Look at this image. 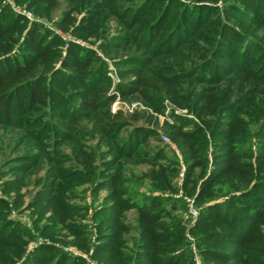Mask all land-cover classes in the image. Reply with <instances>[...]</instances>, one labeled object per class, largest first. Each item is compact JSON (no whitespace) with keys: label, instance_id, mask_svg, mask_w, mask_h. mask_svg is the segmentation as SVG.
I'll list each match as a JSON object with an SVG mask.
<instances>
[{"label":"trees","instance_id":"obj_1","mask_svg":"<svg viewBox=\"0 0 264 264\" xmlns=\"http://www.w3.org/2000/svg\"><path fill=\"white\" fill-rule=\"evenodd\" d=\"M26 1L46 16L62 3ZM64 2L55 24L101 39L104 50H130L115 62L126 68H118L122 80L109 93L106 62L95 49L0 4V126L19 129L47 166L26 201L21 183L37 160L17 156L26 162L23 174L0 182L2 191L16 192L19 211L44 206L41 231L61 242L71 236L87 250L88 207L58 189L59 181L80 179L101 198L93 247L100 262L197 264L178 214L184 199L173 196L182 191L198 207L189 230L200 264H264V0ZM114 19L117 31L102 36L101 24ZM117 97L146 109L113 112ZM166 101L193 117L171 112L169 119ZM160 131L181 152V163L167 145L153 143ZM96 136L97 144L89 143ZM66 141L76 144L72 156L60 151ZM132 163L146 167L133 179L125 174ZM135 177L151 190H141ZM7 202L0 197V206ZM131 210L135 235L126 223ZM7 215L0 210V264H86L56 245L28 250L30 231Z\"/></svg>","mask_w":264,"mask_h":264},{"label":"rangeland","instance_id":"obj_2","mask_svg":"<svg viewBox=\"0 0 264 264\" xmlns=\"http://www.w3.org/2000/svg\"><path fill=\"white\" fill-rule=\"evenodd\" d=\"M64 1L65 0H62L60 9L56 12L51 13L49 16L41 15L40 13L34 12L33 9L27 6L26 0H1L0 4L9 5L16 13L25 16L29 21L39 20L40 22L44 23L47 27L52 28L55 32L59 33L63 37V39L67 41L73 40L86 47L95 49L97 51V54L99 55L98 60L101 59L104 62H106L108 75L111 78L109 93H114L115 87L122 80L118 68H126L124 66L118 67V65L115 62L120 60V58L126 56L131 51L130 50L128 51L123 47L117 49L111 48L108 50H104L100 45L101 39L86 38L84 35L75 34L72 32V27L62 28L60 26H57L55 24V20L58 19L63 7H65L66 5ZM20 11L21 12L25 11L26 13L23 14ZM26 14H29V16H27ZM117 25H118L117 20L115 19L110 22L102 23L100 26V31L102 33V36H110L111 34L116 32ZM166 104H168L169 106L168 109L166 110V115H168L169 119H171V117L169 116L171 112L193 117V115L187 109L174 107L168 101H166ZM111 109L113 112L117 110H122L126 114H131L135 110L142 111L146 109V107L138 100L134 99L131 101H124L120 97H117L115 101L112 103ZM165 117H166L165 115H160L159 116L160 121L162 122L165 119ZM20 133L21 131L19 129L5 128L3 126H0V182H2L4 179L18 178L22 176L23 173H21L18 170L21 169L23 166H25L26 162L17 161V159L15 158L19 155L26 154V152L28 154L30 153L31 156H34L35 160L37 161L36 163H31L29 165L28 173L24 174L25 181L21 183L22 185L21 192L25 193L26 196L25 200L28 201L29 198L32 197L39 188L38 186L39 181L37 180L46 174L47 166L46 164L43 163L42 154H39L40 151H37L38 148L35 147L36 146L35 143L30 141V139L22 138L23 135H21ZM80 137L81 134L79 132H76V138H80ZM97 138L98 137L96 136L95 140L89 141V143L94 142V144H97ZM152 141L154 144L159 143L160 145H167L168 155L171 158L178 159L180 163L182 162L181 152L169 140L166 134L160 131V135L158 137L153 138ZM59 146H60L59 147L60 151H62L63 153H67V155L69 156L74 155L75 146H76L75 142L66 141L61 143ZM100 148L101 150L105 149L104 145H102ZM10 160H13V162L11 163ZM29 163L30 161H28L27 164ZM66 164L67 165L70 164V161H66L64 165ZM128 168L129 170L125 174L128 175L131 179H133L132 172H134L135 175H137L140 171H142L146 167L132 163L128 165ZM183 177H184V173H183V168L181 166V171L179 172V175L176 179L178 185H181ZM136 180L140 182L141 190L144 191L151 190L150 188L145 187V185L149 186L148 181L145 180L141 181L138 178H136ZM59 182H60L59 183L60 187L58 188L59 191L61 192L64 190L67 194L70 195L67 198L70 203L76 206L88 207L87 217L83 218V221L85 222V224H87L86 230L89 236V247L87 248V250L79 248L77 244L72 242L71 240L73 238H71V236L67 239L68 240L67 242H61L59 240H54L53 236H51L52 235L51 232L46 234L43 233L41 231V228L46 224V220L48 219L46 217L40 220L42 216V212L44 210V206L43 207L34 206L31 207L30 209L19 211L14 206L16 192L5 194L0 188V197H4L8 201L5 206L3 205L0 206V210H6V213L8 214L7 216L9 218L20 220L28 228V230L32 235V239H30L28 243V250H33L34 248H37L38 246L43 244L56 245L58 247L63 248V250L67 253H71L74 256L82 257L85 260L86 264H103L93 256L94 248L97 246V242H98L97 223L100 220L95 217V212L96 209H98V207L100 206L101 198L96 200L95 197L90 192L88 184L80 179L77 178L65 179ZM153 192L158 193V191H153ZM103 194H105V191L102 192V195ZM166 194L168 195L169 193ZM173 196L182 197L184 199L182 205L184 209L178 210V214H180L183 217L184 223L188 228L186 231V235L188 239L191 241V247L193 252L195 253L197 264H200V258L197 252L198 249L194 244V235L189 230V228H191V226L193 225L195 218L198 216V215L194 216L190 211L191 201L189 199L193 200V198L183 194L182 191L173 194ZM193 204H194V200H193ZM195 208L198 211V207L195 206ZM136 218H137L136 210H131L126 214V223L133 228L130 233L132 235H135L134 229L136 228L137 225Z\"/></svg>","mask_w":264,"mask_h":264},{"label":"built area","instance_id":"obj_3","mask_svg":"<svg viewBox=\"0 0 264 264\" xmlns=\"http://www.w3.org/2000/svg\"><path fill=\"white\" fill-rule=\"evenodd\" d=\"M21 12V11H20ZM21 13L25 14L26 12L25 11H22ZM27 16H29V14H26ZM191 201L190 203V211L191 213L194 215V216H197L198 215V211L197 209L195 208L194 204H193V200L192 199H189Z\"/></svg>","mask_w":264,"mask_h":264}]
</instances>
